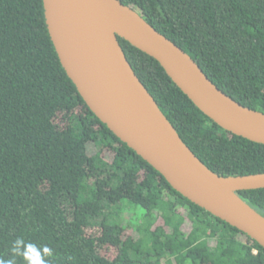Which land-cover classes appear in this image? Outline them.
<instances>
[{"label":"trees","instance_id":"trees-1","mask_svg":"<svg viewBox=\"0 0 264 264\" xmlns=\"http://www.w3.org/2000/svg\"><path fill=\"white\" fill-rule=\"evenodd\" d=\"M120 1L223 92L264 112V0ZM118 39L205 165L220 175L264 172L263 143L222 128L154 57ZM237 192L264 215V188ZM125 209L133 212V233L119 220ZM110 247L118 251L113 259L102 253ZM35 261L264 264V247L175 190L91 111L59 60L43 0H0V264Z\"/></svg>","mask_w":264,"mask_h":264},{"label":"water","instance_id":"water-1","mask_svg":"<svg viewBox=\"0 0 264 264\" xmlns=\"http://www.w3.org/2000/svg\"><path fill=\"white\" fill-rule=\"evenodd\" d=\"M59 60L91 111L190 201L264 247V215L237 191L264 188V172L220 175L183 141L133 69L118 36L154 57L227 131L264 144V112L221 90L182 47L120 0H43Z\"/></svg>","mask_w":264,"mask_h":264},{"label":"rangeland","instance_id":"rangeland-1","mask_svg":"<svg viewBox=\"0 0 264 264\" xmlns=\"http://www.w3.org/2000/svg\"><path fill=\"white\" fill-rule=\"evenodd\" d=\"M98 150H99V148H98V146L95 143H89L88 144V152H89V154H95ZM104 156L106 158H109L110 157L109 152L105 151L104 152ZM114 217L115 218H119L117 216H114ZM132 217H133V212L130 209H127V210L125 209L124 212L122 213L120 219H119L124 224L129 225L128 228H127V231H126L127 233H133V229L130 227L131 226L130 222L133 221ZM96 232H97L96 228L89 229V233H91V234H94ZM117 252H118L117 249H115L113 247H110V248L102 250V253H104L106 256L110 257L111 259L116 257Z\"/></svg>","mask_w":264,"mask_h":264},{"label":"clouds","instance_id":"clouds-1","mask_svg":"<svg viewBox=\"0 0 264 264\" xmlns=\"http://www.w3.org/2000/svg\"><path fill=\"white\" fill-rule=\"evenodd\" d=\"M21 244H23V242L22 241H20V240H18V241H16V251L17 252H19V248H20V245ZM31 246H27V248H30ZM45 251H48L47 249H45ZM24 255H25V257L26 258H28L27 257V251L24 253ZM31 264H39V261H35V262H31Z\"/></svg>","mask_w":264,"mask_h":264},{"label":"built area","instance_id":"built-area-1","mask_svg":"<svg viewBox=\"0 0 264 264\" xmlns=\"http://www.w3.org/2000/svg\"><path fill=\"white\" fill-rule=\"evenodd\" d=\"M254 252L257 253V250H255Z\"/></svg>","mask_w":264,"mask_h":264}]
</instances>
